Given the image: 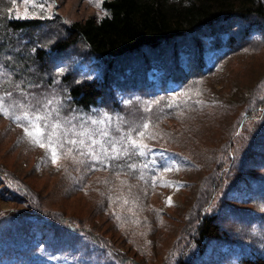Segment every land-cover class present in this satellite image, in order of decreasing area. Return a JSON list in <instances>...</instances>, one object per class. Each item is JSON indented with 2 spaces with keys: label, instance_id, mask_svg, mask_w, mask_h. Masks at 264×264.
<instances>
[{
  "label": "rangeland",
  "instance_id": "obj_1",
  "mask_svg": "<svg viewBox=\"0 0 264 264\" xmlns=\"http://www.w3.org/2000/svg\"><path fill=\"white\" fill-rule=\"evenodd\" d=\"M103 1L46 0V3H40L39 0H7L12 16L44 19L46 25L36 34L50 40L63 36L62 26L65 23L88 16H104L107 12L102 6ZM247 27L239 21L224 23V28L230 29L226 32L238 36L232 48L228 47L229 40L225 41L227 39L222 37L226 33H220L217 29L196 34L195 41H206L204 57L213 64V72L205 78L196 79L182 90L173 84L147 88V96L141 100V105L139 101L138 107H130L133 114L127 122L141 129L138 139L134 141L142 146L138 148L141 153L151 155L149 158L154 164L151 181L141 182L109 170L95 171L99 164L121 166L120 146H123L124 141L119 132L125 126L116 112L111 113L98 106L94 108L95 135L92 140L97 141L101 148L93 149L85 138H75L84 141L86 151L93 153L89 158L79 151L71 150L68 145L61 149L59 143L64 138L59 134L61 131H51L52 146L48 147L49 141L43 139L30 123L17 124L9 117L13 109H23L25 112L22 114L28 118L31 119L29 114L44 116L51 123L49 117L52 112L32 113L21 93L28 97L29 102H34V99L44 101L42 95L37 96L18 88L10 92L11 96L9 93L4 97L0 95V109L7 112H0V168L8 177L4 183L0 177V218L8 210H28L26 223L13 217L0 219V264H115L110 258H97V249L91 243L78 245L75 233H65V230L50 225L40 231L45 233L46 240L38 245V251L21 246V234L24 231L33 232L35 228L30 222L36 216L31 208L32 203L46 213L63 215L77 225L80 222L88 226L107 239L115 249L143 264H161L166 259H174L187 243L181 233L194 216V203L199 200L202 190L208 189L210 185L211 179L207 174L210 173L214 149L233 134L237 118L247 108L248 100L255 101L264 95V25L260 24L262 32L255 39L254 34L246 31L240 33L241 29ZM211 36L221 45L211 47L212 41L208 39ZM181 47H178L180 63L184 54H190L188 51L191 48H187V45ZM143 52L150 53L148 50ZM165 52L159 54L155 51L153 56L156 58L159 54L160 59L169 63L170 55ZM141 55L132 58L140 63ZM51 63L58 73L61 70L74 71L79 75L83 72L88 75L106 73L104 63L89 56L87 48L79 41L69 50L55 55ZM115 66L120 73L111 71V83L122 81L127 76L124 74L128 67L126 61H120ZM162 71H167L171 78V66L163 67ZM151 78H156V75L151 73ZM168 95L174 96L167 98L170 102L165 104V109L177 100H188L187 105L191 107L184 111V122L177 120V117L168 118L162 124L156 123L157 128H154L155 125L148 121L141 125V119L135 121L143 116L160 115L163 107H158L157 100ZM179 115L182 116L183 112ZM51 124L55 129L59 123ZM39 126L42 128V125ZM25 128L33 135H26ZM259 130L264 131L263 123L256 127L255 132ZM247 136H235L238 137L236 144L240 148L236 151L238 159L229 168L228 160L224 162L223 165L228 168L227 179L213 201V207L218 212L223 228L238 237L246 236L241 242L247 244V249L252 245L263 251L264 194L261 192L264 190V167L258 169V155L250 160L244 155ZM34 138L46 146L34 144ZM53 149L57 154L56 163L52 161ZM175 150L188 155H177ZM262 154L260 152V156ZM241 158L246 159L243 167ZM221 166V162H216L212 172L219 171ZM257 172L260 173L256 178ZM169 197L171 203L168 202ZM225 202L244 210L238 222L234 221V213H228ZM55 236L61 239L55 242L52 239ZM235 246L240 247L241 244L209 240L204 253L198 254L196 264H239ZM79 249L92 250V257H76ZM106 252L113 256L110 251Z\"/></svg>",
  "mask_w": 264,
  "mask_h": 264
},
{
  "label": "trees",
  "instance_id": "obj_2",
  "mask_svg": "<svg viewBox=\"0 0 264 264\" xmlns=\"http://www.w3.org/2000/svg\"><path fill=\"white\" fill-rule=\"evenodd\" d=\"M102 6L107 12L104 16L99 18L88 16L69 24L65 23L62 26L63 36L50 40L46 36L36 34L46 25L44 19L14 17L9 12L10 4L7 0H0V95L4 97L14 92L15 88L37 96L42 95L45 108L52 112L49 117L52 119L51 123L63 124L65 120L72 119L75 123V130L80 135L75 137L69 135L67 139L83 137L87 142L95 135V125L88 122L93 121L94 108L98 106L105 108L108 112H116L125 126L124 130L119 132V136L124 141L123 146H120L121 166L99 164L95 171L109 170L141 182L151 181L155 171L154 164L149 158L151 155L147 152L141 153L138 148L132 147V142L138 139V131L141 129L127 122L133 114L130 107H138L139 101L147 96V88L166 87L167 84H173L177 89L182 90L196 79L205 78L213 72V64L207 62L208 60L204 57L206 41L194 40L199 32L217 29L221 31L220 33H226L222 37L227 39L225 41L229 40L228 47L232 48L238 36L226 32L230 29L224 28V23L239 21L248 26L241 29L240 33L246 31V33L254 34V39L257 38L258 33L262 32L259 28L260 24L264 25V0H104ZM208 39L212 41L211 47L221 45L217 43L214 36ZM78 41L87 48L89 56L104 63L106 73L88 75L78 70L81 73L79 75L68 70L55 72L51 63L54 56L69 50ZM185 45L187 48L191 47L188 51L190 54H184L180 63L181 53L178 47ZM145 50L150 53L143 52ZM155 51L159 54L167 51L170 55L169 63L160 59L159 54L154 58ZM54 53L55 55L51 56ZM139 54L143 55H141L140 63L133 60L134 56ZM120 61H126L128 64L124 72L127 76L122 78V81L111 83V71L119 72L115 65ZM167 66L173 68V72L170 73L171 78L167 75V71H162V68ZM151 73L156 75V78H151ZM173 96L158 98V107L160 109L163 107L160 115L143 116L135 121L141 119L139 125L148 121L154 126L156 123L162 124V121L168 118L177 117V120L184 122L183 116L186 115L184 111L191 107L190 104L187 105L188 100H177L170 108H164L165 104L170 102L167 98H173ZM47 100L54 101L51 107H48ZM141 103L142 101L140 105ZM59 106H62V111L59 112V120H57ZM24 112L23 109H13L9 117L17 124H29L31 121V127L32 125L39 126V122L32 119L33 114H29L30 119L22 114ZM182 112L183 115L180 116ZM80 114H83L84 119L77 120ZM13 117L23 119L17 120ZM180 117L182 119H179ZM262 123L264 124V95L255 101L248 100L247 108L237 118L233 134L214 149L210 173L207 174V177L211 179L210 185L208 189L202 190L199 200L193 206L194 216L182 229V238L187 243L174 259H166L161 264H196L198 254L204 253L208 241L212 239L241 244L240 247L235 246L239 255V264H264V250L252 245L247 249V244L243 243V239L247 237L241 235L238 237L223 228L218 212L213 207V201L227 179L226 171L238 159L236 151L239 146L236 144L238 138L235 137L236 135H248L244 155L249 157V160L258 155L260 161L258 169L262 170L264 167V131L255 132L256 127ZM154 128L157 126L155 125ZM159 128L162 129V127ZM64 131L66 132L65 129ZM59 134L62 136V133ZM98 144L95 148H101ZM78 145H81L79 152L86 151L83 143ZM68 146L74 150L72 146ZM260 152H263L262 156ZM177 155L187 156L188 154L182 151V154ZM241 159L240 164L243 167L246 159ZM193 160L196 163V160ZM227 160L228 168L223 165ZM216 162H221L222 166L219 171L212 172ZM259 173H256V178ZM0 177L4 179L3 183L6 179L8 180L6 172L1 168ZM261 193L264 194V190ZM12 195L18 196L17 194ZM224 206L228 208V213L236 215L234 221L238 222L241 219L244 210L234 208L228 202H225ZM31 208L36 214L34 221H30L35 228L33 232L24 231V234H21L23 240L21 246L38 251V245L46 240L45 233L40 231L44 229V226L50 225L53 228L65 230V233H75L78 245L83 246L86 243L94 245L97 249V258H110L115 264H143L115 249L107 239L89 229L88 226L80 222L77 225L72 219H66L63 215L46 213L33 203ZM27 212L26 209L8 210L3 212L1 218L13 217L21 223H26L28 222L25 219ZM52 239L58 242L61 237L55 236ZM80 239L83 240L80 242ZM107 250L116 257L118 262L113 256H109ZM244 251L247 253L245 254ZM92 254V250L81 251L79 249L76 257H92Z\"/></svg>",
  "mask_w": 264,
  "mask_h": 264
},
{
  "label": "snow or ice",
  "instance_id": "obj_3",
  "mask_svg": "<svg viewBox=\"0 0 264 264\" xmlns=\"http://www.w3.org/2000/svg\"><path fill=\"white\" fill-rule=\"evenodd\" d=\"M39 2L40 3H46V0H39ZM11 95H12V93H9V96H11ZM21 96L24 97V101H25L26 104L29 105L30 110H31L32 113H36V112H40V111H47V109L45 108V101H42L40 99H34V102H29L28 101V97L24 93H21ZM0 99H2V98H0ZM46 103H47L48 107H51L53 105L54 101L47 100ZM61 111H62V106H59L57 108V120H59V112H61ZM0 112H4V114H7V112L4 109H0ZM13 118L17 119V120L23 119L22 117H13ZM32 119L38 121L39 125H42V128L40 126H38V125H32V127H34L36 129V132L39 133L43 139H47L49 141V143L47 145L48 147L52 146L53 137L51 136V131L52 130H59V131H61L62 136L64 137V138H62L60 140V143H59V147H61V149L65 145H70V146H72V148L75 151H81V149L79 147H77V145L80 144V143H84V141L76 140V139H67V136H69V135H71L73 137L80 135V133H78L75 130V123H74V121L72 119L65 120L63 122V124H56L55 125V129H54L53 124L49 123L47 118L44 117V116H35L34 115L32 117ZM76 119L77 120L84 119L83 114L78 115ZM88 122L89 123H95V121H88ZM29 123H31V121H29ZM65 127H67V131L66 132L64 131ZM25 134L28 135V136H32L33 135L31 132H29L28 128H25ZM33 143L34 144H39L40 147H45L46 146L45 144L41 143L40 140H37L35 138L33 139ZM87 143L91 144V146H93L95 148L97 146L98 142L95 141V140H90ZM132 147L140 148L142 146L137 145L136 142L133 141L132 142ZM82 154L87 156V157H89V158H91V156L93 155V153L87 152V151L82 152ZM112 158L115 159V157H112ZM56 160H57V154H56L55 149H53V151H52V161H53V163H56ZM168 202L171 203V198L170 197H169Z\"/></svg>",
  "mask_w": 264,
  "mask_h": 264
}]
</instances>
